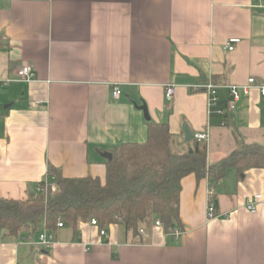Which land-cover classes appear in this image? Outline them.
Masks as SVG:
<instances>
[{
	"label": "crops",
	"instance_id": "1",
	"mask_svg": "<svg viewBox=\"0 0 264 264\" xmlns=\"http://www.w3.org/2000/svg\"><path fill=\"white\" fill-rule=\"evenodd\" d=\"M22 65L30 81L17 76ZM249 77L264 84V0H0V197L25 200L41 181L53 183L48 167L61 179L103 181L101 153L144 142L148 122L167 123L178 151L188 143L184 125L191 139L206 132V163L218 165L243 143L264 141V96L252 87L234 111L208 115L199 87L218 85L226 108L228 85ZM180 186V234L153 224L139 241L120 224L105 237L88 222L76 232L64 224L49 247L26 233L0 235V264H264L263 168L240 176L228 168L216 183L191 173Z\"/></svg>",
	"mask_w": 264,
	"mask_h": 264
},
{
	"label": "trees",
	"instance_id": "2",
	"mask_svg": "<svg viewBox=\"0 0 264 264\" xmlns=\"http://www.w3.org/2000/svg\"><path fill=\"white\" fill-rule=\"evenodd\" d=\"M147 127L144 142L120 143L111 149L103 181L88 175L57 182V172L48 167L55 191L50 187L43 191V180L25 200L0 197V231L16 237L26 233L34 239L41 231L40 223L54 231L61 221L76 232L79 223L95 218L99 229L120 224L134 240L140 228H151L155 220L166 234L177 235L184 231L179 217L184 176H207L216 183L228 168L238 176L250 168L264 169V141L243 143L228 159L208 166L204 141L193 137L185 150L178 151L167 123L148 122ZM210 200L214 202L213 197Z\"/></svg>",
	"mask_w": 264,
	"mask_h": 264
},
{
	"label": "built area",
	"instance_id": "3",
	"mask_svg": "<svg viewBox=\"0 0 264 264\" xmlns=\"http://www.w3.org/2000/svg\"><path fill=\"white\" fill-rule=\"evenodd\" d=\"M238 42L237 38H230L228 41L225 43V48L229 51H232L234 49L235 44ZM17 76L19 77L20 80L23 81H30L31 77L33 76L32 68L30 65H22L17 69ZM252 87H256L260 95L264 96V84L262 85H257L255 83V80L253 77H249L246 81V83L242 85H228V91H229V101L227 103L226 108H220L218 107L219 103V95H218V88L219 86L213 83L212 81H207L200 85V89L204 91L206 94V106H207V112L208 115H210L213 111L221 116H225L229 112H232L236 108V103L240 99L241 95H248L250 92V89ZM174 92L173 86H168L165 89L164 96L167 100H170L172 98ZM121 93V90L118 85H115L112 87L111 95L113 98H117ZM225 121H221V125H224ZM207 133L206 132H198L194 135V138L198 141H206L207 140ZM50 187L52 191L56 190V185L54 183H47L45 182L44 186L42 187L43 191H46L47 188ZM211 194V191H210ZM261 198V195L257 194L253 196V200L250 201L246 205V209L250 212H255L256 206H255V201L259 200ZM206 213L208 218H213L216 216L215 214V203L213 200H208V204L206 207ZM88 223L92 226H95L98 228V223L95 218H91ZM155 225H161L158 220L154 221ZM64 225L63 222L58 221L56 224V228L62 227ZM140 232H143V229H139ZM106 227H103L101 229L98 228V234L99 236L105 237L106 236ZM54 231L46 229L44 226L41 229V231L37 234L35 240H29L31 243H36L37 245L41 247H49L53 241H54ZM89 245L85 246V250H89Z\"/></svg>",
	"mask_w": 264,
	"mask_h": 264
},
{
	"label": "water",
	"instance_id": "4",
	"mask_svg": "<svg viewBox=\"0 0 264 264\" xmlns=\"http://www.w3.org/2000/svg\"><path fill=\"white\" fill-rule=\"evenodd\" d=\"M140 109L143 110L145 118L148 119L146 107L144 105H142V106H140ZM182 131H183V134H184V141L185 142L191 141V132L188 129L187 125L183 126ZM101 156L106 158V159H110L111 158V153L108 152V151H104V152L101 153ZM60 181H61L60 175H57V182H60ZM33 194H34L33 191L31 189H29V195L33 196ZM4 234H5V229H2L1 233H0L1 237Z\"/></svg>",
	"mask_w": 264,
	"mask_h": 264
},
{
	"label": "rangeland",
	"instance_id": "5",
	"mask_svg": "<svg viewBox=\"0 0 264 264\" xmlns=\"http://www.w3.org/2000/svg\"><path fill=\"white\" fill-rule=\"evenodd\" d=\"M38 229H42V224L41 223L39 224V228Z\"/></svg>",
	"mask_w": 264,
	"mask_h": 264
}]
</instances>
